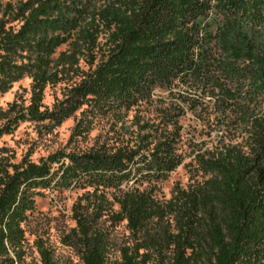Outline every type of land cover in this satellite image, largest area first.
Returning <instances> with one entry per match:
<instances>
[{"label":"trees","instance_id":"1","mask_svg":"<svg viewBox=\"0 0 264 264\" xmlns=\"http://www.w3.org/2000/svg\"><path fill=\"white\" fill-rule=\"evenodd\" d=\"M118 2L100 13L97 23L93 18L75 32L69 49L56 60L29 67V104H12L2 113L6 123L0 133L22 120L57 126L87 96L108 95L128 107L155 89L171 94L178 89L181 106L176 107H187L219 134L214 152L196 157L208 178L177 188L166 201L136 186L163 180L180 164L172 133L143 153V148L113 154L59 152L37 165H12L0 155V257L8 264H14L10 254L19 258L30 210L26 194L48 181L49 165L65 158L62 179L103 188L124 185L114 197L118 209L111 221L124 222L136 239L114 264H264V0ZM58 6V0H42L26 25L39 20L50 25L51 8ZM101 26L105 31L100 33L108 35L105 60L51 111H41L45 87L58 84L85 53L93 52ZM24 30L15 41L0 28V49L9 52L16 44L42 48L46 36L25 42ZM13 69L9 57L0 55V72L10 75ZM90 219L75 213L70 236L83 248V264H106L103 241ZM42 256L43 264H51Z\"/></svg>","mask_w":264,"mask_h":264},{"label":"rangeland","instance_id":"2","mask_svg":"<svg viewBox=\"0 0 264 264\" xmlns=\"http://www.w3.org/2000/svg\"><path fill=\"white\" fill-rule=\"evenodd\" d=\"M41 1L0 0V28L9 38L16 36L15 41L21 40L20 35L25 28V42L33 37L46 36L42 48L16 44L8 52L4 46L1 47L0 55L8 56L14 69L10 75L0 72V128L6 123L2 113L12 104L24 108L29 104V67L38 61L56 60L59 54L69 49L75 32L84 30L93 18L97 23L100 13L119 3L118 0H58L62 6L51 8L53 23L45 25V21L39 20L26 25L30 12ZM58 13L61 14L60 21ZM104 27L97 30L92 43L93 52L88 51L80 58L77 69L65 75L58 84L45 87L41 111H51L105 60L108 35L100 33L105 31ZM52 66L54 63L49 64ZM178 92L175 89L172 95L155 89L149 98L128 107L108 95L97 99L87 96L80 101L74 114L57 126L47 121L22 120L13 124L10 132L0 133V155L12 165L25 162L37 165L59 152L82 154L100 151L113 154L143 148V153L151 150L165 134L172 133L176 138L175 154L180 158V164L163 180L136 185L140 190L150 191L157 200H169L177 188L187 189L208 178L200 170L196 157L213 153L219 136L213 126L201 123L187 107L182 110L176 107L181 106ZM62 163L66 166L67 159L62 158L57 164L49 165L48 181L31 187L27 192L30 210L22 225L25 232L22 249L18 259L13 254L10 258L14 264H43V253L44 259L48 258L51 264H83L80 255L83 248L70 236L75 227L73 217L77 213L88 214L93 219V230L105 247L106 264H114L120 259V251L133 246L136 239L124 222L111 221V213L118 209L114 197L124 189V185L103 188L83 180L70 182L62 179ZM0 264L8 262L0 257Z\"/></svg>","mask_w":264,"mask_h":264}]
</instances>
